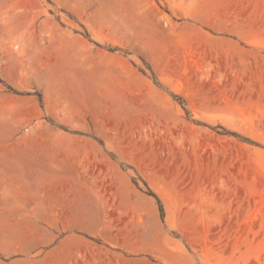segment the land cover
I'll return each instance as SVG.
<instances>
[{
  "label": "rangeland",
  "instance_id": "374dc122",
  "mask_svg": "<svg viewBox=\"0 0 264 264\" xmlns=\"http://www.w3.org/2000/svg\"><path fill=\"white\" fill-rule=\"evenodd\" d=\"M0 116V264H264V0H0Z\"/></svg>",
  "mask_w": 264,
  "mask_h": 264
},
{
  "label": "crops",
  "instance_id": "0c3cea01",
  "mask_svg": "<svg viewBox=\"0 0 264 264\" xmlns=\"http://www.w3.org/2000/svg\"><path fill=\"white\" fill-rule=\"evenodd\" d=\"M19 125L11 117L0 116V198L5 200L0 202V215L15 214L11 219L16 220L26 214L24 199L29 180L37 181L38 173L44 172L43 152L27 148L33 138L18 134Z\"/></svg>",
  "mask_w": 264,
  "mask_h": 264
},
{
  "label": "trees",
  "instance_id": "16d2710c",
  "mask_svg": "<svg viewBox=\"0 0 264 264\" xmlns=\"http://www.w3.org/2000/svg\"><path fill=\"white\" fill-rule=\"evenodd\" d=\"M148 193L153 195L154 197H156V200H157V203H158V206H159V211H160V214L161 216H163V206L161 204V201L159 200V198L153 193L151 192L149 189H148Z\"/></svg>",
  "mask_w": 264,
  "mask_h": 264
}]
</instances>
